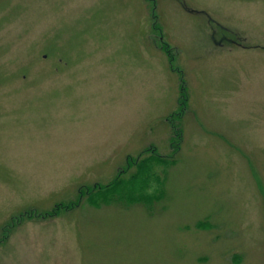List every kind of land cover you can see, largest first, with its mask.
<instances>
[{
    "label": "rangeland",
    "instance_id": "rangeland-1",
    "mask_svg": "<svg viewBox=\"0 0 264 264\" xmlns=\"http://www.w3.org/2000/svg\"><path fill=\"white\" fill-rule=\"evenodd\" d=\"M0 264H264V0H0Z\"/></svg>",
    "mask_w": 264,
    "mask_h": 264
}]
</instances>
